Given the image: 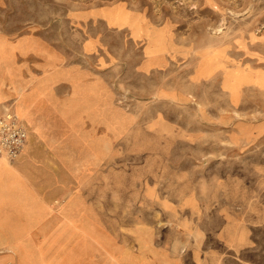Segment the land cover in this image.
I'll return each instance as SVG.
<instances>
[{
	"label": "rangeland",
	"instance_id": "obj_1",
	"mask_svg": "<svg viewBox=\"0 0 264 264\" xmlns=\"http://www.w3.org/2000/svg\"><path fill=\"white\" fill-rule=\"evenodd\" d=\"M104 17L109 19V25ZM263 19L264 0H0V40H14L34 33L75 51L88 38L98 42L102 63L108 64L104 60L114 62L117 67L111 73L110 84L118 105L128 106L126 108L136 117L147 118L150 129L147 162L142 161V155L128 153L126 156L122 151L108 153L103 156L100 168L95 170V176L93 169H70L67 177L73 183L38 185L35 212L27 199L24 201L28 209H20L6 201V209L16 212H0V264H86L94 257V251L97 252L92 244L97 221L103 230L112 232L115 240H128L126 224L139 221V208L145 201L142 194L148 186L140 181L144 173L147 172L150 187H156L154 192L150 189L147 196L149 212L160 209V191L166 193L172 187L164 186L159 190L153 185L158 177H163L157 150L164 140L153 130L166 132V144V140L171 139L167 132L173 128L184 130L182 136L185 137L173 152L168 149L169 143L165 146L164 157L168 156L170 165L179 164L182 169L192 170L199 177L210 176L213 181L221 175L228 177V185L222 186L227 192H223L222 197L228 200L237 245L244 248L223 251L216 247L222 255L213 259L214 264H264V137L259 139L251 131L253 120L249 118L260 106L253 87L228 88L234 92L228 99L215 94L225 91H214L211 85L216 83L213 82L191 90L172 88L173 82L178 80L182 86L188 84L184 68L189 60H196L198 67L203 69L216 54L215 61L222 63L225 70L235 71L243 66L252 74L254 65L264 62V32L257 33ZM110 24L117 25L115 31ZM219 45L224 46L222 51H216ZM158 51L171 57L160 77L165 80L164 93L157 90L160 78L154 73L146 79L139 67L141 56ZM226 76L231 83L237 81L235 75ZM171 91L180 93L176 100L196 105L180 109L181 105L168 100L172 97ZM188 92L193 95L189 97ZM220 103L228 104L229 127L239 130L230 133L228 145L222 142L218 128L210 131V127H202L199 121V117L207 116L208 119H203L205 123L224 122L210 117L211 110H220ZM8 110L15 113L8 105L2 108L0 115ZM232 113L241 119L232 120ZM157 117H164V122L161 119L162 122H157ZM194 127L196 130L192 132ZM32 139L28 131L24 147L33 142ZM222 146H229L228 150L222 152ZM208 148L212 149V159L206 152ZM0 158L12 166L23 159L21 156L12 161L1 155ZM145 164L146 168L141 167ZM39 166L42 168L37 169L38 178L43 177L45 171L44 165ZM209 186L197 187L203 193L206 187L212 188L214 212L219 202L215 198L220 197L215 193L221 186ZM54 189L60 192L56 194ZM45 191H52L51 201L45 200ZM76 197L82 200L85 208L101 212H56L71 203L70 208L76 207ZM48 209L51 212H47ZM159 223L161 239H171L173 224L161 226L163 222ZM209 240L217 246L212 238Z\"/></svg>",
	"mask_w": 264,
	"mask_h": 264
},
{
	"label": "crops",
	"instance_id": "obj_2",
	"mask_svg": "<svg viewBox=\"0 0 264 264\" xmlns=\"http://www.w3.org/2000/svg\"><path fill=\"white\" fill-rule=\"evenodd\" d=\"M103 19L109 25V19ZM111 24L115 31L114 26L117 25ZM54 42L34 33L22 35L14 40H0V113L4 106L10 105L26 125L27 136L29 131V136L35 141L23 148V155H20L23 157L22 162L17 165H9L0 158V212H16L6 209V201H10L15 207L19 206L20 209H28L24 201L26 199L32 203V212H35L38 185L61 186L73 183L67 177L70 169H93L95 176V170L100 168L105 154L122 151L126 156L128 153L142 155V161H148V120L141 115L134 116L131 109L126 108L128 106L122 108L118 105L110 84L111 73L115 68L117 70L115 63L106 60L104 61L108 64L102 63L98 42L91 38L82 41L77 51ZM216 48H220L216 51H222L224 46L219 45ZM168 55L158 51L141 56V75L147 76L148 79L150 74L155 73L160 78L164 74L166 62L171 58ZM217 56L218 54L203 69L198 67L200 65L196 60H189L184 68L188 84L182 86L178 80L173 82L172 88L183 87L184 90H191L207 85L208 82L219 83L211 85L212 88L214 91L222 89L225 92L215 94L227 96L228 99L231 93L234 95L228 88L244 90L246 87H253L254 97L259 99L260 106L253 110L254 116L249 119L253 120L251 131L261 139L264 137V131L261 130L264 129V62L254 65L252 74H249V70L243 66H238L235 71L225 70L222 63L215 61ZM154 62L155 64H152ZM226 74L230 77L237 76V81L231 83ZM164 82L165 80H158V92L162 90L164 93ZM225 82L226 84H223ZM171 94L172 97H168V100L181 105L180 109L196 105L191 101L183 103L176 100L177 94H180L176 91H171ZM188 95L190 97L193 94L188 92ZM237 96L240 98L238 93ZM236 109L239 113V107ZM211 113L212 120L220 119L224 122L205 123L203 119L209 117H199L201 126L210 127V131L218 128L222 142L228 145L230 133L239 132L238 129L229 127L228 104L220 103V110L216 108L211 110ZM184 114L185 111L181 113ZM207 114L209 115L208 111ZM160 119L163 122L165 120L164 117H157L156 121L162 122ZM240 119L232 113V120ZM216 125L219 126L215 127ZM195 130L194 127L192 132ZM153 131L164 138L157 150V154H160L157 160L161 161L163 177H158L153 185L158 186L159 190H163L164 186H172L171 189L166 193L160 191V209L149 212L147 196L150 189L154 192L156 187H150L152 184L147 181L145 172L140 179L141 184L148 186L142 194L145 201L139 208V221L136 224H126L129 239L115 240L112 232L103 230L97 221L92 242L97 252L94 251V257L87 260L86 264H214L213 259L218 254L222 255L221 250L244 248L237 245V236L232 232V221L229 218L228 200L222 197L223 192H227L222 186L228 185V177L221 175L213 181L212 177L196 176L192 170L186 171L179 164L170 165L168 156L164 157L165 146L169 143L168 149L173 152L175 146L182 144V138L185 137L182 133L185 131L176 128L168 130L167 136L171 139H167L166 144V132L159 129ZM190 147L194 148V145ZM228 147L222 146V152L228 150ZM206 152L209 156L213 153L210 148ZM39 165H44L45 171L44 176L38 178L37 169L42 168ZM54 167L60 172L55 171ZM141 167L146 168V164ZM213 184L221 186L219 192L215 193L220 197L215 198L219 202L215 205L214 212L212 188L206 187L203 193L197 187H212ZM53 191L56 194L60 192L59 189ZM44 194L46 201H51L54 196L52 191H45ZM157 197L155 199H158ZM79 200L76 197V207L70 208L71 203L56 212H101L96 208H85L82 200ZM159 222H163L161 226L173 224L171 239H161ZM210 238L217 246L211 244ZM218 246L221 250L216 248Z\"/></svg>",
	"mask_w": 264,
	"mask_h": 264
},
{
	"label": "built area",
	"instance_id": "obj_3",
	"mask_svg": "<svg viewBox=\"0 0 264 264\" xmlns=\"http://www.w3.org/2000/svg\"><path fill=\"white\" fill-rule=\"evenodd\" d=\"M264 32V19L259 23L257 33ZM27 138V131L18 116L6 111L0 115V155L9 160L20 157Z\"/></svg>",
	"mask_w": 264,
	"mask_h": 264
}]
</instances>
